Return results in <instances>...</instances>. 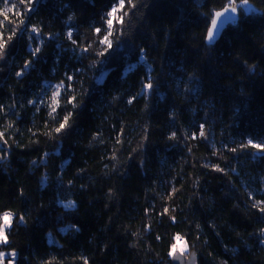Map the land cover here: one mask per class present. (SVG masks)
Segmentation results:
<instances>
[{"label": "trees", "instance_id": "1", "mask_svg": "<svg viewBox=\"0 0 264 264\" xmlns=\"http://www.w3.org/2000/svg\"><path fill=\"white\" fill-rule=\"evenodd\" d=\"M117 3L0 0L3 264H264V0Z\"/></svg>", "mask_w": 264, "mask_h": 264}, {"label": "snow or ice", "instance_id": "2", "mask_svg": "<svg viewBox=\"0 0 264 264\" xmlns=\"http://www.w3.org/2000/svg\"><path fill=\"white\" fill-rule=\"evenodd\" d=\"M33 0H20V3H32ZM127 3L129 5H131V7H134V3L133 0H127ZM125 5H126V0H118V3L116 5H114L112 7V10L107 14L108 15V19L106 21L107 25H108V35L104 36V39L102 41V43L107 44L108 47L112 46V42L109 40V36L112 35V29H113V20H117L119 23L123 24L124 23V16L127 15L126 11H123L125 9ZM15 7V5L13 6ZM239 8H245L247 11H254V9H252L249 5V0H240L239 5L237 4V0H228V4L221 10V11H216L214 13L213 19L211 20V27L208 30V39L209 41H213L216 36L219 34V30L220 28L223 26L224 23L227 22H233L237 19V14L239 11ZM11 9H5L3 12H0V15H4L5 19H7V11H10ZM118 12H121L120 15H117ZM18 16L19 15H23V13L17 11L16 13ZM4 23V21L0 20V26H2ZM21 23H23V21H21ZM34 32L38 31V29L33 28L32 29ZM97 32L100 31V29H96ZM15 33H13L14 35ZM72 33L69 32L68 33V37L71 38ZM8 39H11V37H9ZM0 55L3 54V49L6 46L7 41H3L2 40V36H0ZM86 50V49H85ZM36 52H39V48L35 49ZM25 67H27V65H25ZM22 73H17V75H21ZM69 79H71V77H69ZM63 87V84L58 85L57 86V91H55L53 93V100L55 103H58V101L56 100V97H58L60 95L59 89ZM146 88H151L152 85L151 83H148L145 85ZM72 100H75V97L72 98ZM72 102V101H69ZM53 111H55V107H53ZM70 115V114H69ZM68 120H69V116L64 117V121L63 123L60 124L59 128L56 129L57 132L61 131L62 129L65 128V126L68 124ZM203 127V126H202ZM2 135V134H0ZM173 135H175V133H173ZM201 135H204L203 131L201 132ZM249 145H251L252 147L260 150L261 152H264V144H253V142L251 140H249L248 142ZM233 151H235V149H233ZM217 168V170L219 171H223V169H219L218 166H215ZM67 207L72 208L74 207V202H70ZM253 207H258L260 209V211L264 212V200H258L255 201V203L253 204ZM165 212L168 211V209L164 210ZM12 217H13V213L11 212H5L3 213L2 216H0V221H2V223H0V243H7L8 241V237L6 234V229H10L11 225H12ZM19 219L21 221H23L24 217L21 216L19 217ZM172 219L174 220L175 217H172ZM261 232L264 233V229H261ZM176 241L177 242H181V237L179 235L176 236ZM188 245L187 242H183V244L181 245L180 249H179V255L183 256L185 254V252L187 251ZM171 256H173L174 258H176L177 256V244H173L171 246V251L169 253ZM4 253L0 252V264H3V258H4ZM11 257H15L16 253L12 252ZM85 264H87V260H85Z\"/></svg>", "mask_w": 264, "mask_h": 264}, {"label": "water", "instance_id": "3", "mask_svg": "<svg viewBox=\"0 0 264 264\" xmlns=\"http://www.w3.org/2000/svg\"><path fill=\"white\" fill-rule=\"evenodd\" d=\"M238 20H239V11L237 14V19L233 22L224 23L223 26L220 28L219 34L216 36V38L211 42L208 39V42L211 44H215L222 36V33L225 30L226 26L229 24H235L238 22ZM199 261H200V256L197 255L195 251H192L188 255H183V256H180L179 253H177L176 258H174L173 256L171 257L170 264H199Z\"/></svg>", "mask_w": 264, "mask_h": 264}, {"label": "rangeland", "instance_id": "4", "mask_svg": "<svg viewBox=\"0 0 264 264\" xmlns=\"http://www.w3.org/2000/svg\"><path fill=\"white\" fill-rule=\"evenodd\" d=\"M243 9H244L245 11H247L245 8H243ZM68 204H69V203H68ZM68 204H66L65 207H67ZM74 207H75V204H74ZM74 207H72V208H74ZM67 208H69V207H67ZM181 245H182V244L177 243V251H179ZM186 252H187V251H186ZM177 253H179V252H177Z\"/></svg>", "mask_w": 264, "mask_h": 264}]
</instances>
